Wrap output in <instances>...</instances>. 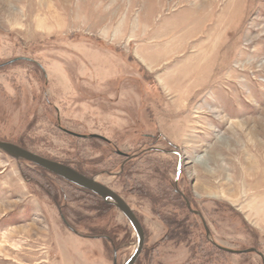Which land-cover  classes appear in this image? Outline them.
I'll return each instance as SVG.
<instances>
[{"label":"rangeland","instance_id":"1","mask_svg":"<svg viewBox=\"0 0 264 264\" xmlns=\"http://www.w3.org/2000/svg\"><path fill=\"white\" fill-rule=\"evenodd\" d=\"M0 142L123 198L136 264H263L221 248L264 257V0H0ZM78 188L0 151V264L126 263Z\"/></svg>","mask_w":264,"mask_h":264},{"label":"water","instance_id":"2","mask_svg":"<svg viewBox=\"0 0 264 264\" xmlns=\"http://www.w3.org/2000/svg\"><path fill=\"white\" fill-rule=\"evenodd\" d=\"M94 138L103 139L100 136H94L93 139ZM0 151L6 153L7 156H10L16 161L29 162L31 163V165L33 164L47 171L48 173L60 179L65 180L66 182L74 186L87 190L91 192L92 194L98 196L100 199H102V201L106 205L115 207L127 219L137 239L133 254L130 256L128 261L124 264H136L137 260L139 259V257L141 256L143 252L144 245H145L144 228L143 226H141L142 224L137 218L133 209L117 193H115L111 189H108V187H106L105 185L99 183L96 177L88 178L87 176L82 175L81 173H79L78 171L74 170L73 168L69 166H66L64 164L35 155L34 153L19 147V145L17 146L12 143L0 142ZM120 155H125V154H120ZM180 172H181V166H179L177 178H179ZM187 208L189 211L193 212L196 215L198 214V216H200L198 211L196 212L192 210L191 205L189 203H187ZM206 231H207V236H209L210 233L207 228H206ZM111 244L113 245L112 241H111ZM221 249L231 254H237V255H240L242 253H256L262 259L264 258L261 253H259L257 250H254V249L247 250L245 252H237V251L227 250L225 248H221ZM263 262H264V259H263ZM114 264H117L116 256H115Z\"/></svg>","mask_w":264,"mask_h":264},{"label":"trees","instance_id":"3","mask_svg":"<svg viewBox=\"0 0 264 264\" xmlns=\"http://www.w3.org/2000/svg\"><path fill=\"white\" fill-rule=\"evenodd\" d=\"M43 170V169H42ZM45 171V170H44ZM79 173H81L82 175H84V176H87L86 174H84V173H82V172H80V171H78ZM58 179H60V178H58ZM60 180H62V179H60ZM80 191H84L85 193H87V194H90V195H92V196H95V197H97V198H99L98 196H96V195H94V194H92L91 192H89V191H87V190H84V189H81V188H78ZM100 199V198H99ZM101 201H102V199H101ZM103 202V201H102ZM103 205L105 206V207H107V208H114L113 206H109V205H106L104 202H103ZM65 223L67 224V226L72 230V231H76L72 226H70L66 221H65ZM98 231V230H97ZM99 233V236H98V238H101V239H104V240H107V241H112L113 243H114V245L116 246V241H115V238L114 237H112V236H110V234H108V233H102V232H98ZM97 238V239H98ZM145 242H146V235H145Z\"/></svg>","mask_w":264,"mask_h":264},{"label":"flooded vegetation","instance_id":"4","mask_svg":"<svg viewBox=\"0 0 264 264\" xmlns=\"http://www.w3.org/2000/svg\"><path fill=\"white\" fill-rule=\"evenodd\" d=\"M126 159H128V158H126Z\"/></svg>","mask_w":264,"mask_h":264}]
</instances>
